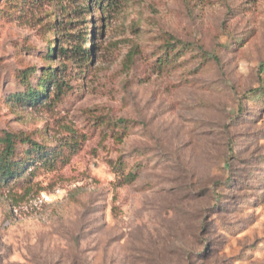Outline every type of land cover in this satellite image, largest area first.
<instances>
[{
  "label": "rangeland",
  "instance_id": "obj_1",
  "mask_svg": "<svg viewBox=\"0 0 264 264\" xmlns=\"http://www.w3.org/2000/svg\"><path fill=\"white\" fill-rule=\"evenodd\" d=\"M97 9L0 0V135L62 156L0 182V264H264V92L246 98L264 91V0ZM77 35L89 62L48 57ZM169 37L194 51L159 69ZM54 69L65 94L14 103L20 72ZM118 159L141 165L122 188Z\"/></svg>",
  "mask_w": 264,
  "mask_h": 264
},
{
  "label": "trees",
  "instance_id": "obj_2",
  "mask_svg": "<svg viewBox=\"0 0 264 264\" xmlns=\"http://www.w3.org/2000/svg\"><path fill=\"white\" fill-rule=\"evenodd\" d=\"M90 2H92V7L97 5V12L101 15L100 20L104 17L105 12L108 13L113 10L117 4V0H89V3ZM89 6L86 8H89ZM92 36L93 35H91L89 45L91 50L89 51L80 44L81 41L84 42L83 36L77 35L75 40L77 44L73 45L74 47L62 49L58 47L56 41L51 44L50 50H48V57L50 58L56 53H64L68 59L74 61L83 59V62H89V58H91L90 56L92 55L91 53L95 48ZM161 49L162 52L156 59V66L159 69L172 65L178 58L194 51V48L189 44L177 41L171 37L167 38ZM198 56L204 63H208L212 60H214L215 63L219 62V58L215 55L211 57L199 51ZM33 73L32 71L25 70L18 74L20 75V82L26 84L24 85V91H17L12 95V100L15 104L31 107L46 106L50 98L51 86L53 90L55 89L56 91V93H54L56 97L65 94L66 90L69 89L68 85L63 80L57 79L56 69L46 70L43 75L36 77L35 80L37 83L35 86H32L30 83V77ZM263 92L264 91L261 89H251L247 92L246 98H257L260 94H263ZM121 124L125 125L126 121H121ZM18 152H21V154H18ZM61 157L56 147L53 146L50 148L43 144L40 145L24 133H3L0 135V182L6 184L10 180L19 177L21 172L30 170L31 167H36L40 163H42L41 165L46 164L52 166V164L57 162ZM140 168L141 165L137 164L135 167L126 170L125 163L121 159H118L113 167L115 174L114 187L122 188L133 184L140 176Z\"/></svg>",
  "mask_w": 264,
  "mask_h": 264
}]
</instances>
